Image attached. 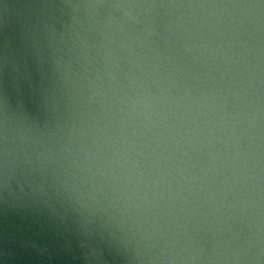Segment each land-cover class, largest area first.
I'll use <instances>...</instances> for the list:
<instances>
[{
  "label": "water",
  "instance_id": "95a60500",
  "mask_svg": "<svg viewBox=\"0 0 264 264\" xmlns=\"http://www.w3.org/2000/svg\"><path fill=\"white\" fill-rule=\"evenodd\" d=\"M0 264H264V0H0Z\"/></svg>",
  "mask_w": 264,
  "mask_h": 264
}]
</instances>
